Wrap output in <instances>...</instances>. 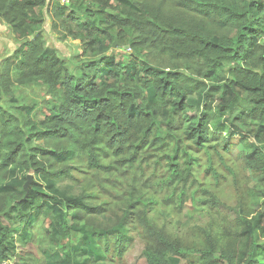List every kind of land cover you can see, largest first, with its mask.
I'll return each instance as SVG.
<instances>
[{
    "label": "trees",
    "instance_id": "trees-1",
    "mask_svg": "<svg viewBox=\"0 0 264 264\" xmlns=\"http://www.w3.org/2000/svg\"><path fill=\"white\" fill-rule=\"evenodd\" d=\"M0 18L22 43L0 72V264L28 245L41 264H95L122 257L136 236L146 264L190 253L201 264L264 261V146L247 145L264 137V0H0ZM48 20L61 42L80 43L76 61L46 46ZM32 86L42 99L21 101L15 88ZM246 105L249 136L225 149L246 152L221 161L235 184L245 172L255 184L239 188L231 218L199 179L201 151L219 185L210 150L221 144L211 146L232 143L221 120ZM158 200L200 206L209 223L199 240L161 227ZM108 205L122 211L116 224Z\"/></svg>",
    "mask_w": 264,
    "mask_h": 264
},
{
    "label": "rangeland",
    "instance_id": "rangeland-1",
    "mask_svg": "<svg viewBox=\"0 0 264 264\" xmlns=\"http://www.w3.org/2000/svg\"><path fill=\"white\" fill-rule=\"evenodd\" d=\"M51 21L48 20L45 25L46 34L44 35L46 40V46L56 49L59 52L60 57L74 62L76 61L77 55L80 54L81 48L79 42L67 41L61 42L58 37L51 31ZM7 44V45H5ZM17 44V46H16ZM21 42L16 39H12L8 41V38H5L4 41H0V72L6 60H13L14 53L21 47ZM116 54L120 56H127L125 52L122 50H115ZM17 97L25 102L32 103L34 100H41L45 94L44 89L38 87H17L15 88ZM199 99L194 98L192 100L193 111L190 113L191 116L198 115L199 109ZM204 106V103L201 104V107ZM250 107L248 105L240 107L233 114H229L226 118L221 121L225 124V131L221 133L228 137L231 140V144L224 143V137L221 139L222 141L213 142L212 146L220 143L221 146L218 149H211L210 154L213 155L214 163L216 169L219 171L223 178L220 180V184L216 183L214 180L213 173H207L208 165H207V154L206 151H201V169H200V180L201 183L207 184L208 188L216 194L220 200L224 203L221 204L220 207L222 211L226 215L231 218H236L239 215V212L234 209L238 206L239 201V188L242 191L248 187H253L255 184V180L252 178L250 173H246L243 176H240L241 185L235 184V179L231 176L229 172H227L226 167L222 164L221 158H224V163L232 166L236 161V155L241 152H246L243 148L244 144H239L236 146L239 141L244 136L243 132H245V136L247 135V130L249 129L248 125L242 124V114L246 113ZM214 123H216L214 121ZM256 134H252V136L247 140V145L253 144L254 147H262L264 146V137L256 138ZM219 139V138H218ZM233 151L229 154L225 149L226 147H230ZM250 177V179H249ZM248 178V179H246ZM250 181V182H248ZM63 191H65L70 196H77L80 194V190L72 186L71 184L62 185ZM154 193V190H152ZM202 195V194H200ZM260 197H263L259 203L260 207L264 206V190ZM200 200V198H199ZM107 201V199H100L98 201L99 204ZM160 207L158 206V210L156 215L159 217V223L161 227L167 226L171 230L170 232L174 234V236L179 237L186 244H193L200 238V230L202 227H205L209 223V218L206 214L201 212L200 206H194L192 201L189 200L183 207L180 209L179 205H172L167 207L166 205L162 206V200H158ZM201 201V200H200ZM164 204V203H163ZM108 212L106 213V218L111 222V224H116L121 220L122 211L117 209L116 206L108 205ZM146 242L143 240L142 236H136L134 240L130 243L127 250L124 252L122 257H116L114 259L106 258V260L95 264H146V260L143 256V252L145 250ZM38 246L37 245H28L26 248H22L21 254L19 257L12 260L10 264H41L39 255H38ZM181 264H201L200 263V255L196 253L187 254L185 258H181ZM261 264H264V261H261Z\"/></svg>",
    "mask_w": 264,
    "mask_h": 264
},
{
    "label": "crops",
    "instance_id": "crops-1",
    "mask_svg": "<svg viewBox=\"0 0 264 264\" xmlns=\"http://www.w3.org/2000/svg\"><path fill=\"white\" fill-rule=\"evenodd\" d=\"M5 38H8V41L12 40L13 38L16 39L12 33L11 27L0 18V41H4Z\"/></svg>",
    "mask_w": 264,
    "mask_h": 264
},
{
    "label": "water",
    "instance_id": "water-1",
    "mask_svg": "<svg viewBox=\"0 0 264 264\" xmlns=\"http://www.w3.org/2000/svg\"><path fill=\"white\" fill-rule=\"evenodd\" d=\"M117 45H118V40H116L115 44L113 45L114 49L117 48ZM33 182H34V176L33 175H29L28 176V182L24 186V188L27 191V193H29V190H30Z\"/></svg>",
    "mask_w": 264,
    "mask_h": 264
},
{
    "label": "built area",
    "instance_id": "built-area-1",
    "mask_svg": "<svg viewBox=\"0 0 264 264\" xmlns=\"http://www.w3.org/2000/svg\"><path fill=\"white\" fill-rule=\"evenodd\" d=\"M58 3H60L62 6H69L72 3V0H56Z\"/></svg>",
    "mask_w": 264,
    "mask_h": 264
}]
</instances>
